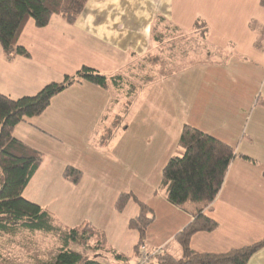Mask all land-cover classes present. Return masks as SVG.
I'll use <instances>...</instances> for the list:
<instances>
[{
	"label": "crops",
	"instance_id": "crops-1",
	"mask_svg": "<svg viewBox=\"0 0 264 264\" xmlns=\"http://www.w3.org/2000/svg\"><path fill=\"white\" fill-rule=\"evenodd\" d=\"M159 18L184 31H191L198 19L206 22L207 42L197 48L193 62L144 88L128 110L123 97L83 82L55 96L41 116L14 130L17 140L44 155L28 188L55 179L73 197L61 199L58 215L54 205L33 203L69 228L92 224L129 264L136 260L139 235L128 223L139 207L131 202L119 214L115 204L123 193L154 212L144 251L183 256L177 236L202 206L175 207L160 187L186 125L235 150L218 198L202 210L218 229L193 236L191 248L226 254L264 239V108L256 115L264 94L260 0H89L74 24L53 16L40 29L29 21L18 42L29 58L7 62L0 45V94L17 100L36 96L83 67L106 76L123 72L133 58L141 60L154 49L151 33ZM93 154L107 163L105 183ZM84 165L93 170L87 172ZM68 167L83 173L78 185L64 179ZM97 201L101 205H87ZM157 224L161 227L153 231ZM100 261L110 264L106 258ZM247 264H264V248Z\"/></svg>",
	"mask_w": 264,
	"mask_h": 264
},
{
	"label": "trees",
	"instance_id": "trees-1",
	"mask_svg": "<svg viewBox=\"0 0 264 264\" xmlns=\"http://www.w3.org/2000/svg\"><path fill=\"white\" fill-rule=\"evenodd\" d=\"M88 1L0 0V45L6 61L30 57L18 45L29 21L40 29L47 27L53 16H60L68 24H74ZM260 6L264 8V0H260ZM208 32V25L202 19L195 22L191 31H184L159 18L151 33L154 49L141 60L133 58L121 73L106 76L83 67L75 75L66 76L61 83L47 85L34 97L14 100L0 94V236L28 233L55 238L57 255L53 261L44 264H103L100 260L107 255L113 256L114 263L124 261L129 264L128 258L117 254L109 246L105 233L92 224L69 228L59 224L47 209L24 198L25 191L44 161V155L17 140L14 130L21 123L41 116L55 96L83 82L111 91L113 96L123 97L125 109L128 110L144 88L160 78L177 73L180 70L176 69L178 62H182L188 54L186 46H203L207 42ZM234 159L235 150L231 146L190 125L184 126L177 154L163 170L160 191L175 207L183 208L191 203L201 205L202 209L177 236L182 258L165 252L158 253L151 264H247L257 251L264 248V239L226 254L198 253L191 248L193 236L218 229V223L202 214V210L218 198ZM82 176L81 171L72 167L64 172V179L73 185H78ZM131 202L139 207L137 216L128 223V229L139 235L134 249L138 260L155 215L148 205L128 193L118 197L115 210L122 214ZM74 246L92 248L94 253L84 255L72 249Z\"/></svg>",
	"mask_w": 264,
	"mask_h": 264
},
{
	"label": "rangeland",
	"instance_id": "rangeland-1",
	"mask_svg": "<svg viewBox=\"0 0 264 264\" xmlns=\"http://www.w3.org/2000/svg\"><path fill=\"white\" fill-rule=\"evenodd\" d=\"M187 55L182 59V62H178V66L176 69H182L187 66V61L190 63L194 61L193 54L196 52L197 54L200 52L197 48L193 46H186ZM192 48V49H191ZM191 49V50H189ZM192 57V58H191ZM189 59V60H188ZM188 62V64H189ZM173 66L172 68H174ZM232 68V67H230ZM264 108V94L260 97L259 105L256 110V115L262 111ZM256 117V116H255ZM94 161H96V165L98 166L99 180L105 183L108 180V177L104 170L107 169V163L102 159L97 157L96 154H93ZM87 172H91L93 168L84 165ZM95 170V169H94ZM53 180V183H51ZM42 181V180H40ZM44 182V181H43ZM59 184H55V179H46V183H41L40 186H36L35 184L28 188V191L25 194V197L30 200V202H39V203H49V205H54L57 207V215L60 212L59 205H63L62 198L64 199H73V197L62 188H59ZM84 196L83 198H85ZM87 198V197H86ZM28 200V201H29ZM100 201V200H98ZM97 201V202H98ZM68 205V204H66ZM87 205H101L96 202H91ZM193 205V204H191ZM70 210V208H68ZM66 206L64 205V210ZM68 210V212H69ZM161 227L160 224L156 225V228H153V231H158ZM55 238H46L41 235H30L28 233H23V235L14 236V235H3L0 236V264H44L50 261H53L55 256L57 255V249L55 244ZM75 250H80L84 255H92L94 250L88 248H78L74 246ZM106 256V255H105ZM106 260L110 261V264H114V258L112 255H107ZM136 260L132 262L133 264H137ZM125 264V263H124Z\"/></svg>",
	"mask_w": 264,
	"mask_h": 264
},
{
	"label": "built area",
	"instance_id": "built-area-1",
	"mask_svg": "<svg viewBox=\"0 0 264 264\" xmlns=\"http://www.w3.org/2000/svg\"><path fill=\"white\" fill-rule=\"evenodd\" d=\"M157 255L158 253L150 255L144 251V248H142L137 264H151Z\"/></svg>",
	"mask_w": 264,
	"mask_h": 264
}]
</instances>
